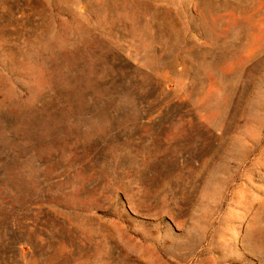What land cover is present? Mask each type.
<instances>
[{
	"label": "rangeland",
	"instance_id": "obj_1",
	"mask_svg": "<svg viewBox=\"0 0 264 264\" xmlns=\"http://www.w3.org/2000/svg\"><path fill=\"white\" fill-rule=\"evenodd\" d=\"M0 264H264V0H0Z\"/></svg>",
	"mask_w": 264,
	"mask_h": 264
}]
</instances>
